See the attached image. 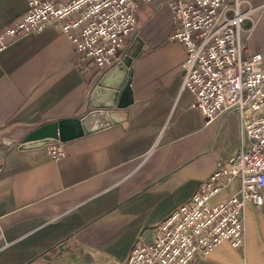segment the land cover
Returning a JSON list of instances; mask_svg holds the SVG:
<instances>
[{"label":"crops","instance_id":"crops-1","mask_svg":"<svg viewBox=\"0 0 264 264\" xmlns=\"http://www.w3.org/2000/svg\"><path fill=\"white\" fill-rule=\"evenodd\" d=\"M171 1L140 4L137 33L120 54L134 58L127 114H117L126 120L61 143L66 155L57 160L45 147L18 146L47 123L84 118L113 68L80 64L69 37L53 26L0 53V264H125L221 162L247 147L237 112L207 124L182 90L186 54L171 41ZM250 9L245 56L264 51V0L243 6ZM27 11V0H0V32ZM240 187L235 179L214 202ZM243 228L244 250L225 242L194 264H264V204L245 206Z\"/></svg>","mask_w":264,"mask_h":264},{"label":"built area","instance_id":"built-area-1","mask_svg":"<svg viewBox=\"0 0 264 264\" xmlns=\"http://www.w3.org/2000/svg\"><path fill=\"white\" fill-rule=\"evenodd\" d=\"M28 11L0 32V53L17 39L49 26L66 34L79 63L108 72L124 58L137 33L138 9L151 0H27ZM250 0H172L171 41L185 49L182 90L207 124L237 112L248 145L221 162L186 204L158 228L151 243L137 246L125 264H194L227 242L244 250V209L264 204V51L245 56L241 32ZM51 159L65 157L61 143L45 147ZM239 179V193L214 202ZM2 233L0 223V234Z\"/></svg>","mask_w":264,"mask_h":264},{"label":"water","instance_id":"water-1","mask_svg":"<svg viewBox=\"0 0 264 264\" xmlns=\"http://www.w3.org/2000/svg\"><path fill=\"white\" fill-rule=\"evenodd\" d=\"M134 58L126 56L124 60L106 73L93 91L88 114L82 119H65L47 123L29 133L19 144L20 150L44 148L51 144L67 143L84 135L104 129L112 124L126 120L117 119V114H127L126 103L131 90L132 74L129 72ZM103 117V118H102ZM4 145L13 143L5 140ZM63 249V246L60 247Z\"/></svg>","mask_w":264,"mask_h":264}]
</instances>
